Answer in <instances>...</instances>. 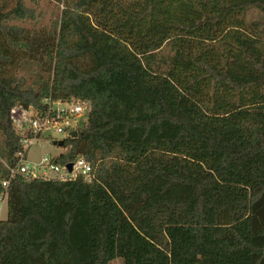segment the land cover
I'll use <instances>...</instances> for the list:
<instances>
[{
    "label": "trees",
    "instance_id": "16d2710c",
    "mask_svg": "<svg viewBox=\"0 0 264 264\" xmlns=\"http://www.w3.org/2000/svg\"><path fill=\"white\" fill-rule=\"evenodd\" d=\"M42 1L0 0V264H264V0ZM47 100L90 105L53 161L92 180L4 188Z\"/></svg>",
    "mask_w": 264,
    "mask_h": 264
},
{
    "label": "built area",
    "instance_id": "2783aa9c",
    "mask_svg": "<svg viewBox=\"0 0 264 264\" xmlns=\"http://www.w3.org/2000/svg\"><path fill=\"white\" fill-rule=\"evenodd\" d=\"M48 110L39 112L33 108H24L22 106L14 107L11 110V120L15 130L22 137V150L17 154L18 163L16 167L8 168L9 178L2 184L7 188L11 180L18 174L30 179H44L47 181L68 182L84 177L86 180H92V166L84 159L75 161L70 172L67 165L60 166L54 163V158L42 157L37 163L30 164L27 160L28 151L32 145L40 141L45 132H52L54 140H63L72 137L71 134L82 132L88 121L90 105L80 100H47ZM60 138V139H59ZM7 201V194L0 197L3 204Z\"/></svg>",
    "mask_w": 264,
    "mask_h": 264
},
{
    "label": "rangeland",
    "instance_id": "374dc122",
    "mask_svg": "<svg viewBox=\"0 0 264 264\" xmlns=\"http://www.w3.org/2000/svg\"><path fill=\"white\" fill-rule=\"evenodd\" d=\"M38 11L41 14L40 20L35 24H21L30 30L41 31V30H49L53 24L55 18L60 15V10L57 5H55L50 0H43L39 6L37 7ZM31 67H22L18 71V75L27 78V82L30 83L33 81L31 78ZM17 75V74H16ZM34 77V76H33ZM59 137L55 136L52 132H45L40 139V141L36 142L32 145L28 151L27 160L30 164L37 163L41 160L42 157L54 158L63 153L64 149L58 146H54L52 144V140L50 138ZM60 139V138H59ZM5 146H4V137L3 133L0 130V156H5ZM7 219V201L3 204L0 202V220ZM110 264H122V261L116 259L112 261Z\"/></svg>",
    "mask_w": 264,
    "mask_h": 264
},
{
    "label": "water",
    "instance_id": "95a60500",
    "mask_svg": "<svg viewBox=\"0 0 264 264\" xmlns=\"http://www.w3.org/2000/svg\"><path fill=\"white\" fill-rule=\"evenodd\" d=\"M71 136H72V138H76V137L78 136V134H77L76 132H73V133L71 134ZM52 144H53L54 146H58V147L63 148L64 145H65V141H63V140H54V141H52ZM72 167H73V164H72V163H70V164L67 165V168H68V170H69L70 172L72 171Z\"/></svg>",
    "mask_w": 264,
    "mask_h": 264
}]
</instances>
